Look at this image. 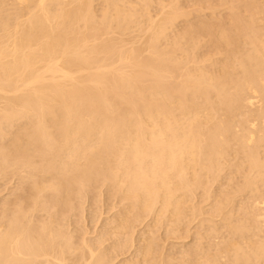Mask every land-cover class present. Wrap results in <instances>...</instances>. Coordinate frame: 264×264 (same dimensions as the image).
Returning a JSON list of instances; mask_svg holds the SVG:
<instances>
[{
  "label": "bare ground",
  "instance_id": "bare-ground-1",
  "mask_svg": "<svg viewBox=\"0 0 264 264\" xmlns=\"http://www.w3.org/2000/svg\"><path fill=\"white\" fill-rule=\"evenodd\" d=\"M95 1L96 0H0V124L4 123L3 125L6 126L7 124L5 123H14L13 119H15V117H23V119L25 118L24 121H26V118L28 120L27 123L25 122L24 126H22V123L24 121H22L21 118H18L21 120L19 121L21 123H18L19 125L15 126H19L20 128L21 126L25 127L23 128L24 130H19V133L15 132L14 128L13 130H11V128H5L4 126L0 125V127L2 128V131L0 132H2L3 135L4 133L7 134L6 136L2 135L4 137L3 139L0 133V137H2L0 139H2V141H5L6 137L9 136L8 131H11L9 132V134H13L12 131H14V134L12 136L13 138L15 137L14 139L10 138V141L7 138L8 140L6 141L8 142L5 141L4 144L8 143V146L4 150L0 151V166H3V168H6L7 166L9 167V170L11 166H14V168L11 169V174L10 172L8 173L7 168L6 170L5 168L4 170L3 168H0V172L1 170L3 172L7 171L8 174L13 175V171H15L16 174L17 170L14 169L18 167V170L22 169L24 170V172L26 171V175H28L29 178H34L30 179L31 181H33L32 183L29 182L30 185L25 180L27 179L28 181V177L25 179L22 177V180H18V184L20 183L19 181H22L21 183H23L24 180L25 184H27L25 186L24 183H20L21 186L23 187L24 185L25 187H28V194L27 192L25 193L26 199L24 198V200H22L23 206L26 205L27 207V204H33V207L30 206L31 210L29 212H32L33 208V210L35 209L34 211L36 212V214H38L37 211H39L40 206L39 208H37V211L34 206H36V202L39 201L38 199L41 198V193L39 192L43 193L47 191V189H50V191L52 192L53 201L55 202L54 205V203L51 201V192L47 191L48 193H50L49 201H51L52 206L51 203L49 205L52 207L51 209H54L53 207H56V205L58 208L60 202L64 204L66 202L67 204L69 200L68 196L71 194L70 192L75 193L72 194L73 196L70 195L72 197L70 201H75L74 204L78 203L80 207L83 203H79L80 201L78 199L77 200L79 202H76L77 200H75L74 198V195L76 196L78 194H76V191L78 192L80 190L79 192H81V189H83L84 187V193L81 192L82 194L88 193H85V189L87 188L88 189L86 191H89L90 188L94 189H91L92 192L95 191V188L96 191H98L99 188L104 185V183L109 182L110 187L112 185L111 189L109 188L110 191H112V189L114 188L111 196H116L119 193V200L122 201L123 198L127 201V203L129 202L131 204H129V206L133 209V212L130 207H128V205L127 207L129 208V210H131L132 214H135L138 209V212H140L141 210L144 211L145 209H149V212L147 211L148 213H145L146 210L142 212L145 213L143 214L144 216H147L149 215V213H151V210H155V206L159 203L161 204V206L163 205V208L165 207V209L160 207L162 210L159 208V211H161L155 212L161 214L165 210V213L163 214L166 215V209L169 210V208H171L172 211L176 206V202L179 201L178 199H181L179 198L180 196L182 197V195H185V198L188 197L186 198V200L183 199L186 202L189 198L192 199V197L188 195V192L192 193L191 191H193L194 186V189H196V186L200 185V187L198 186L193 193L196 194V191H202L200 189H203V185H205V183L202 185V179L203 182H209H207L205 185L207 187L210 186L208 187L209 189L207 187L204 189L205 192L209 193L211 186L213 185L214 187L213 182L216 181V177H223V180L227 179V181L218 179L219 182L223 181L222 191L226 190L223 188L227 185V189H233L230 185L233 183V181L237 183V179L240 182L245 181L244 183L247 184L246 188L250 189V193L246 192L248 194H245L247 201L251 198V202L254 200H258L255 203L256 206L253 205L255 209H257V206H259L260 204L264 206V202H262L264 201V199L262 200L261 198L264 195V190H262V188L264 189V184L262 183L264 180L260 182L261 179L259 178L260 181L257 182V177L260 175L259 171L260 173L262 171V174L264 172V158L260 156V150H257L259 146L264 143L263 0L260 1V3L258 2L259 0H198V2L200 1L199 4H201L202 2H209L210 4L207 3L206 5H208V8L212 9L213 12H216L217 9L219 11L223 10L219 9L217 6H224L226 8L225 11L228 10V12H226V15L224 14L225 17L221 16L223 14V11L221 14V11L219 12L217 10V14L220 13L221 15L219 14L220 17H216V13L214 12L213 14V12L211 10H208V8L206 10H202L199 8V12L202 11V13L211 11V13L213 14L212 16H214L213 19L215 20L213 21L212 19L209 20V22L206 21V18H204L205 20H197V18V21L195 19L192 20V16L189 15H191L193 11L190 13L191 9H188L189 11L185 10V7H182L183 4L181 5V0H168V2H164L161 0L164 3L158 2L161 3L159 4V6L155 4V2L159 0H102L104 3H102V1L101 3H99L100 5L102 4L101 9L102 6H104L102 11L99 10L96 5L97 1ZM153 1L154 4L159 8L163 6L161 7L162 10L158 8V10L162 12H155L158 14L154 13L155 17L154 15H151L153 13ZM186 1L184 0V2ZM215 1H219L221 4L219 5L216 3L217 6H215ZM198 2L196 4L195 2L192 3L197 6ZM94 4L98 9L95 8ZM206 5L204 4V8H206ZM193 7L190 8L196 11L198 10ZM95 9L98 12H96ZM196 11H194L195 15L198 12ZM149 12L150 15L147 14ZM97 13H101L99 14L100 16ZM146 14L148 17L146 16ZM159 14L162 16L160 17ZM158 15L159 19L157 18ZM203 15L201 14L200 16L202 17ZM200 16H198V19H200ZM212 16L209 17L212 18ZM185 18L188 21L187 26L186 20H184V23L181 24H185L186 27L178 23L181 19ZM189 18L192 21L188 20ZM177 23L181 28L183 27V29L175 33L176 30L180 29L176 27ZM175 27L177 29H174ZM171 28H173L175 31L173 29L171 30ZM172 31H174V34H170ZM205 37L208 38L206 39L209 42L206 44H208V47L210 45V47L209 50H207L208 48L205 46L207 50L205 51L207 52L205 53V55L207 56L202 54L203 58H200L201 56L198 57L195 53L200 51L199 47H201L203 44L199 45V42L203 40L202 43H204L206 40ZM163 40L166 42V47L164 46L165 44H163V46L161 45ZM196 44L199 45V51L196 49L193 50ZM13 123H11L10 125L12 126ZM11 126H9L8 124V127ZM49 126L53 128L54 131H52ZM3 127L9 130L6 131L5 129H3ZM19 127H15V130H18L16 128ZM9 142H11L12 145H10ZM4 144L0 146H3ZM9 145L11 147H9ZM229 155H238L239 159H242V162H240L241 160H239L240 164L238 163V165L241 166V170L238 171V175L243 172V168H245L247 165V167H249L252 172L254 170L258 171V175H256L257 177L252 178L254 176L253 174H257V172L252 173L248 168V170L244 171L243 173L247 172L248 174L249 171L251 173H249V177L246 173V175L242 173L244 177L240 175V178H232V180L231 176H235V173H237L234 171H231L234 174L230 173L229 175L228 173L227 175H223L222 173L226 171L229 172L231 169L234 170V168L237 167L236 162L238 160H233V163L235 162L234 164L236 165L234 167L231 161L234 156L230 157ZM227 157H229V160H231H227ZM230 162L231 166H229L230 164L228 165V163ZM243 162L247 163L244 167H242ZM225 165L226 167L229 166L230 170L226 167L225 168L227 170H225L223 168ZM197 168H199L201 171H198L199 174L197 173L196 175V171L194 170H196ZM222 169H224L225 171ZM18 170L16 175H18V173L22 171ZM236 170L238 169L236 168L235 171ZM104 171L106 173H104ZM24 172L22 174L20 172L19 174L23 175L25 174ZM53 172L58 176V178H55L56 175L53 174ZM200 172H202V175L206 173V176L204 175L206 179L202 178L204 176H201ZM207 172H211L214 177L211 175V173L210 175H208ZM216 172L219 173L217 174ZM191 173L194 174V178L192 177V175H190ZM213 173H215L216 176ZM3 174L5 175L6 172H4ZM58 174L60 175V178ZM21 175L18 176L21 178ZM26 175L23 176L25 177ZM37 175L40 176L37 177ZM47 175V183L45 181V185L43 181V185L41 183L42 180H40L39 178L43 179L42 177ZM52 175H54V177ZM221 175L223 176L221 177ZM51 176L52 179H49V177L51 178ZM208 176H211L213 178L210 177V180H208ZM225 176L228 177L226 178ZM245 176H247L248 178ZM263 176L262 178H264ZM105 178L107 181L108 179L110 181H100V179ZM214 178L215 181H213ZM242 178H244L245 180H242ZM35 179L40 180V183H38V180L36 181ZM253 179H257L256 183H261L260 185L263 186H256L257 191L259 190L260 192V190H262L261 192H263H260V199L259 197L256 198L257 196L255 197V195H260L256 190V192L253 191L252 197L251 195L249 197V194H252L251 188L255 189L253 187H255L256 185ZM53 180L55 182H53ZM96 180H98V182ZM230 180L232 181L230 182ZM51 181L53 182V184L51 183L52 185H49L48 183ZM94 181H96L94 184H100L102 182L103 185H99V188L98 185H96V187L93 188L92 186L94 184L92 185V183ZM211 181H213L211 183L212 185H209ZM226 182L230 184H227ZM235 182L232 184L236 186L234 187V189L237 188V192H245L246 184L243 185V182H238L239 185L242 184L244 186V188L243 186H241L242 189L240 188V190L238 189V187L240 186L238 184L235 185ZM224 183H226L227 185ZM89 185L91 187H88ZM106 185V189L109 190L107 188L109 185ZM220 186L221 185L219 183V190H217L216 188V190L218 191H216L217 198L220 196L218 200H220L222 197H224L225 199V196L223 195L225 191L220 192ZM19 187H13L15 190L18 189V191L16 192L14 190L15 194H17L22 189V187L20 189ZM25 187H23V190H25ZM186 187L192 188L191 191H187L188 194L185 193L183 189ZM114 190H116V195ZM176 191H178L177 193L183 191L184 194L180 193L181 195L176 198ZM214 191L215 187L213 188V192ZM227 191L229 192V190ZM219 192L223 193L222 196L218 195L220 194ZM12 193L10 194V197H12ZM45 193H43L44 196ZM193 193L190 195L193 196ZM210 193H205V195L207 196L204 195V197H209ZM227 193H225V195H227ZM229 193L227 197H229L230 194H233ZM240 193V196L238 195V193L236 195L241 198L242 193ZM43 194H41L42 197H44ZM202 194L203 193L199 194V196H202ZM18 195L16 198L18 199V201H20L19 198L22 199V196L20 195L21 197H18ZM46 195L48 196V194ZM81 195L79 197H81ZM82 196L84 198L86 197L84 195ZM113 196L112 198L114 199L115 197ZM213 196L207 199L209 200L216 197ZM83 197H81L82 199L79 198L81 199V202H83L84 200ZM194 197L195 196H193V198ZM204 197L203 199L206 200ZM9 198H7L6 200L8 201ZM13 198L11 199L13 200ZM109 198H111L110 195ZM43 199H45L46 201V198ZM191 199L190 202H193L195 198L192 200ZM227 199L231 201L230 197ZM6 200L3 201V204L4 202L6 203ZM12 200L8 202L9 204L12 203V206L15 207V209H18L16 210L18 211V213H16V211L14 213L13 211L15 209L13 208V210L11 206H7L6 208V206H3L2 204L4 210H2L1 212L3 214L6 213L10 208L13 211L11 212V210H9L10 216L8 213H6L9 216L7 217V219L9 218V220L6 219L7 222L5 221V223H8L7 226L6 224H4V220L6 218L5 214V218L1 215L4 220L0 216V226L2 223V226H4L3 229H1L2 227L0 228V264H110V262L114 261L115 257L119 255V253H123L124 251H121L120 249L123 248V243L126 244L125 241H127L129 238L128 237L127 240L124 241L125 236L124 239H122L123 242L118 241L120 243L118 244L122 248H120L119 245H115L116 242L115 244L113 243L115 247L112 245V249L116 252V254L118 252L117 255H112L113 252H110L112 251L111 247H106L108 251H105V248L103 250L110 253H106L108 254V259L107 256L106 258L104 257L103 250H101L102 252H100L102 253L101 255L99 254V256H96L98 255L99 251L97 252L96 250V253L93 249L91 250V248H93V244L90 246V249L88 248L89 246H87V244L89 245L91 244V242L87 241V244L85 243L87 246L86 247L82 242H85L86 239H82V241L80 240L81 242H77L78 240L74 238L75 234H71V232H68V235L70 233L73 237L70 238V235H67V238L66 235L63 234L64 231L62 232V230L60 229L63 227L57 225L59 222H56L57 224L55 226L54 221H49L50 224L53 222L55 229H57L56 227L58 226V231L61 230L60 233L56 232L52 228L54 226L51 225L50 227V225H44L45 220L50 219H45L46 216H44V220L41 219V214L45 211L46 208L45 206H48L50 208L48 204L46 205V202L43 203L45 204L44 211L42 208V211L40 210V213L42 212L40 214L41 217L39 216L35 219V216L32 213L28 212L30 217H32L31 215H33L34 218L32 217V219L36 220H33L32 222V219L29 218L30 222H28L25 221V217L24 221H22L23 219L21 220L20 218L19 205L22 203H17V201L12 202ZM25 200L28 203L24 204ZM183 200L181 201L183 202ZM221 200L223 203V198ZM260 200L262 203L260 202ZM56 201H58L59 203L57 202L56 204ZM121 201L119 202L120 205ZM126 201H122V204H124V202ZM213 201L211 202L212 205H214V202L217 203V201ZM224 201L229 202L228 200ZM15 202L18 206H14L16 205L13 204ZM182 202L180 204L181 206H183ZM190 202L188 201L187 204L189 203L190 205ZM242 202L241 204L244 205V202L248 203L249 201L246 202L244 200ZM70 203L65 205L67 207H70L72 205H69ZM234 203H236V201ZM252 203L254 204V202ZM252 203H250L251 206ZM64 204L59 205V207L65 206ZM74 204L73 210H75L76 208H78L77 211H79V209L81 210L82 207H76L78 205ZM238 204L240 205V202ZM38 205L39 204L37 203V206ZM185 205L184 209L189 210V205ZM197 205L196 203L195 205L194 203L191 204V206H193V209H197L196 215L194 214L195 210H193L192 208L190 209L194 211V213H192L194 214V217L199 216V214L201 216L202 213L198 214L199 211L203 212L202 209L200 210V206H198V211ZM221 205L223 206V204H220V206ZM229 205H231V203L226 204L228 208ZM235 205L237 204H234V206ZM250 205L248 204L247 206L250 207ZM177 206L179 205L177 204ZM220 206H218L219 211L217 210V218L219 216L221 217V214L219 215V212L221 213L223 212L222 210H224V207L221 206L223 208L221 209ZM67 207H65L64 209L55 208V210H52L50 213L58 214L62 211L69 212V210H66ZM185 207H188V209ZM212 207H210V209ZM215 207H217V205ZM242 207L244 206L239 207L240 209L238 208V213L239 211L241 212V210H243ZM254 207L252 209H254ZM49 208L48 210H46L47 213L44 212L47 215L50 214H48ZM134 208L138 209H136L135 211ZM178 208L179 207L175 209L178 210L179 213L178 211H176L177 213H174L180 215V208ZM246 208L247 207L245 205L244 209L247 210ZM5 209L7 210L6 212ZM182 209L181 215L184 211V209ZM232 209L234 211V208ZM255 209L252 210V215L255 214V212L253 213V211H257ZM21 210L24 211L23 209ZM58 210L60 211L58 212ZM70 210L71 213L73 210ZM22 211L21 213L23 214ZM169 211L167 213L170 214L171 212ZM74 212L75 211H73V213ZM119 212L120 211H117V214ZM121 212H124V214L126 213L125 215H127L128 210L126 212L121 210ZM155 212L153 211L152 214H154ZM204 212L203 215L205 214ZM246 212L247 214L249 213L248 211ZM11 213H14L15 216ZM70 213L66 214V212H64L62 213V215H66H58L59 217L56 214L53 218L57 216L56 218L62 220L63 217V222L64 218H66L65 216H71ZM142 213L140 212V215ZM214 213L215 211L211 213L209 212L210 215H215ZM231 213L229 214L231 215ZM51 214L48 217H51L52 219ZM137 214L138 213H136V215ZM186 214L187 213L185 211L183 215L187 216ZM229 214H227L226 217H230ZM23 215L26 216L27 214L25 215L24 213ZM29 215H27V217ZM76 215H78L77 212ZM136 215L135 217H139V215ZM171 215L172 214H170L169 216ZM183 215L182 217L184 219L185 217ZM210 215H208V218H211L210 220L216 217ZM128 216L129 215L124 216V218H126L123 220H126ZM161 216L160 218H166V216ZM190 216L192 217V215ZM10 217H13V219H10ZM135 217L134 215H132L130 219H134ZM179 217L180 216H178V219H180ZM228 217H224L223 219H228ZM237 217L238 216L236 213L235 218H233V220L235 219L234 221L236 222H234L236 225V228L234 229L237 230L239 228V231L240 226L237 227L238 224L236 221L239 218ZM38 218L43 220L44 226H40V223L42 222ZM117 218H119V216ZM139 218H141L139 219V221L141 222L144 217L142 216ZM160 218H154V220H152L154 222V225L157 222L156 220H159L158 222L162 221V219L160 220ZM165 218L163 219V221H165ZM170 218L171 217L167 218L168 222ZM197 218L199 217H196V219ZM247 218L248 215L245 216V219L241 220L244 221L247 220ZM38 220L39 223H37L38 225H36L34 221L37 222ZM54 220L57 221L58 219ZM61 220H58L60 221V224H62ZM115 220L117 219L114 218L110 223L113 224ZM123 220L121 219V221ZM174 220H177V218H174ZM182 220L177 221V224H175L176 221H173L171 222V224L173 225V227L174 224L175 227L176 225L179 227L178 224L181 223L180 221ZM210 220L208 219L207 222L209 221L210 223H212V221ZM254 220L255 224H253V221V223L249 225H257L255 229L259 227V230L261 225H263L264 227V207L263 209L260 208V210L257 211ZM117 221H115V223H117ZM225 221L222 222L225 223ZM24 222L26 224L33 223L35 225L32 224L33 226L31 225L30 228L29 224H23ZM127 222H129L128 224L130 225L131 222L128 221V219ZM127 222H121L122 224L118 223L120 226L117 227L120 229H122L124 226L127 227ZM220 222L221 220H219L218 222L216 221V223L214 224L218 225L217 223ZM134 223H136L135 219ZM204 223L205 222H203V224ZM243 223H245V221L241 223L244 227ZM214 224V230L213 227H211L210 235L208 236H211V234H214L216 231L219 232V230H215ZM222 224L220 223V227L222 226ZM241 224L239 223V225ZM113 225L114 227H116L115 224ZM131 225L134 224L132 223ZM35 226L36 228H39V230H37ZM62 226H64V224H62ZM224 226L225 225H223V227ZM242 226L241 228H243ZM113 228H110V231L108 230V228L107 231H109V233H111L112 230L115 231V228ZM52 229L55 232H53ZM120 229L117 230L123 231ZM130 230L131 228L127 230V232ZM212 230L215 232H213ZM248 230L244 232V235L250 232L252 229L250 231ZM125 231L123 233H125ZM173 231H175L174 228ZM222 231H220L221 235L224 236L225 232L228 231V229L226 231L224 229V235L222 234ZM242 231L241 234L243 233ZM257 231L258 230L254 232L252 231L253 234H255L254 236L253 234H250V236L252 235L253 238H256L257 236L258 239L259 234L256 235ZM261 231L264 230L261 228ZM261 231H259V233ZM220 232L218 233L219 235ZM239 232L238 235L239 237H241V234ZM64 233H66V230ZM103 233H105L104 235H108L106 231ZM115 233H117V231H115ZM120 233L122 232H119L118 235ZM204 233V235H202L203 237L206 235V232ZM232 233H235V230ZM236 234H233V237L236 236ZM112 235L115 236V234ZM120 235L123 236V234ZM263 235L264 233L261 236ZM122 236L120 237L123 238ZM203 237L201 240L206 241V236L204 237L205 239H203ZM215 237L217 236L215 235ZM215 237L213 238L215 239ZM218 237L216 239H218ZM225 237L226 236H224L223 238ZM237 237L235 238L238 242L240 238L238 239ZM242 237L244 238L245 236H243L242 234ZM72 238H74L73 240H77L74 242H77L79 244L81 243V247L84 246L83 248L86 247L88 249L85 248V250H83L79 248L78 245H75V243L72 242ZM121 238H119V240ZM146 238H144V241H142L143 243L141 244L144 247L140 245L142 249L149 248L146 243H144L146 241ZM263 238H261V240L259 238L260 241L259 243L257 242L258 246L256 245L254 239L251 240V237L249 239L251 240L250 242H247L248 239H246V242L248 243L246 248H248L249 251L251 250V252H255L253 250L256 249L258 251L257 253H264V241H262ZM142 239L143 238H141V240ZM208 239H210V237H208ZM229 239H231L232 241V238ZM197 240L199 242L201 241L200 239H196V242H193L194 245L197 243ZM241 240L243 241L244 239ZM241 240L237 245L234 241V243L229 246V249L233 248L236 250V252H240V250L236 249V246L241 244ZM203 242L204 241H201V243ZM213 242L214 241H212V243ZM218 242H221V239L218 240ZM218 242H216L217 246ZM226 242L228 243L229 240H227ZM243 242L242 244H247L245 243V240ZM201 243L199 246H201ZM223 243H220V245ZM116 246H119L118 248H120V251H118ZM189 246L191 247V244ZM215 246L213 247L215 248V251L212 248L214 253L217 252L216 249L221 250L219 249V246L217 248ZM183 247L180 252L182 254L184 253L185 255V253H188L186 251L189 250L190 254V251L195 250L198 247V244H196V248L193 249H188L187 247L185 250ZM206 247L204 245L203 248L202 246L200 247L202 248V250L205 249V251H201V249L199 251L197 249L199 254L201 252H204L202 254L206 258H203V255L201 254L202 256L200 257L202 258H199L200 260L204 259L206 261H209L210 259L207 258L208 255H206V257L205 254L206 250L208 252V250L212 251V249L209 248L210 245H208L209 249H207ZM221 247L222 246H220V248ZM240 247L241 246L237 248L240 249ZM233 249L229 252H233ZM144 250H146V252ZM148 250H155L153 249V244L149 249H143V252H145V254L143 252H140L136 253V255L138 254L137 256H140L142 255L141 253H143L144 256H147V254L149 253V256L156 257L153 255L154 252H151L152 255H150L151 253ZM222 250L219 252H222ZM211 251L210 253H212ZM247 252L244 251V253ZM196 253L197 252H195V254ZM222 253H219L220 255L218 256V258L222 255ZM244 253L242 247V256L239 255L240 253H237V255L243 258ZM111 255L114 256V259L111 257ZM172 255L167 257L162 255L161 258L163 259V262L166 258V262L170 264L171 261H174L175 259H172ZM179 255L180 254L178 251V257L176 256L177 259H179ZM184 255L183 257H185ZM186 255L187 257L191 256V254ZM196 255L199 256L198 254ZM144 256H140V258L143 257L141 259H145L146 256ZM197 256H195V261L193 259L194 256H191V258L193 259L191 260L196 264L198 263L196 262V260H198ZM215 256L213 257V259L216 258ZM247 256L246 258L244 257L245 263L242 259L239 260L238 256H235L236 258H234V262H236L237 264L243 261L242 263L246 264L248 263L250 257L254 258L253 255L249 256L248 258ZM109 257H111L112 259H110ZM151 257H148L149 260ZM227 257L232 260L233 256L230 257L228 255L225 258ZM138 258L139 257H137L136 260ZM169 258H171L172 260L170 259L171 261H168ZM157 259L156 262L158 264L159 261ZM162 259L160 260L162 261ZM180 259L183 258L180 257ZM184 259L186 261L190 260L189 258L186 259V257ZM230 259L227 260L229 261ZM252 259L250 258V261ZM263 259L264 258H262V263L264 261ZM132 260L134 261L132 262ZM132 260H126V264H133L136 261L135 259ZM140 260L138 259L139 262H136L138 264L147 262L144 261L143 263H141ZM151 260H153V258ZM255 260H253V262L255 263H253L252 261H249V263L259 264V261L257 262V260ZM161 261L159 263H161ZM183 261L184 260L179 261V264H182ZM203 261L201 260V263L199 262L198 264H202ZM228 261L224 262V264H227ZM154 262L155 260L152 261V264H154ZM166 262L164 263L167 264ZM190 262L188 264H190ZM205 262L203 264H205ZM231 262L229 263L235 264L234 262ZM172 263L174 264L175 262ZM176 263L178 264V262ZM111 264H113V262H111ZM149 264H151V262ZM215 264L218 263L216 262ZM221 264H223V262Z\"/></svg>",
  "mask_w": 264,
  "mask_h": 264
},
{
  "label": "rangeland",
  "instance_id": "rangeland-1",
  "mask_svg": "<svg viewBox=\"0 0 264 264\" xmlns=\"http://www.w3.org/2000/svg\"><path fill=\"white\" fill-rule=\"evenodd\" d=\"M96 1H97V2H96ZM96 1H95V2H96L97 4H96V3H95V4H96L97 7L99 8V10L102 11V9H103L104 6H102V9H101V5H102V4H101V5L99 4V3H101L102 0H100V1H99V0H96ZM155 1H156V0H155ZM162 1H164V2L167 1V2H168V0H162ZM162 1H161V0L156 1L155 4H157V5L159 6V4L164 3V2H162ZM185 1H186V0H185ZM191 1H192V0H187L186 2H184V0H181L180 2H182L181 5L183 4L182 7H185V8H184L185 10L189 11L188 9H191L190 13L193 11L192 14L189 15V16H192V17H191L192 20H193V19L196 20V18H197V20H202V19L206 18V19H207L206 21L209 22V20H212V19L214 18V16H212V15L214 14L215 11L213 12L212 9L208 8V5H206L207 3L210 4L209 2H207V3L202 2L201 4H199L200 1L198 2V0H193L192 2H195V4L198 2V5L196 6V5H194ZM196 1H197V2H196ZM260 1H262V0H259L258 2L260 3ZM158 2H161V3H158ZM188 2H189V4H190V2H191V4L189 5ZM263 2H264V0H263ZM263 2H262V3H263ZM102 3H104V2L102 1ZM184 3H186V4H184ZM203 3L206 5V6H205L206 8H204V4H203ZM216 3L219 4V5L221 4L219 1H218V2L215 1L214 4H216ZM95 4H94V6H95V8H96V5H95ZM98 4H99V5H98ZM152 4H154V1L152 2ZM152 4H151V6H152ZM155 4H154L153 7H152L153 9H154V8H155V9H154V10L152 9V12H153V13L151 14L152 16L154 15V17H155V14H158V13H155V12H159V11H160V10H158L159 7H158L157 5H155ZM192 4L194 5L195 9H198V10H197L198 12H197L196 10L190 8V7H193ZM202 4H203V6H202ZM217 4H216L215 6H217ZM263 4H264V3H263ZM162 5H164V4H162ZM200 5H201L202 8L200 7ZM186 6H189V7H186ZM156 7H157V8H156ZM161 7H163V6H161ZM161 7H160L159 9L162 10ZM194 7H193V8H194ZM196 7H198V8H196ZM217 7H218L219 9H223V10H220L221 12H220L218 9H217V10H218L221 14H222V11H223V14H222V15H221L220 13H219V14H220L221 16L225 17L224 14L226 15V12H228V10L225 11L226 8H225L224 6H223V7H222V6H221V7L217 6ZM98 8H96V9H98ZM186 8H187V9H186ZM199 8L202 9V10H204V9L206 10V9L208 8V10H211V11L213 12V14L211 13V11H207V13L203 11L205 14L202 13V11L199 12V10H200ZM96 9H95V10H96ZM156 9H157V10H156ZM150 10H151V7H150ZM217 10H216V12H215V13H216V17H220V15L217 14V13H218ZM101 11H99V12H101ZM194 11H196V12L199 13L200 15H201V14H202V15L204 14V15L202 16L203 18H202L199 14H197V13H196V15H197V16H196ZM224 11H225V12H224ZM96 12H98V11L96 10ZM160 12H162V11H160ZM160 12H159V13H160ZM154 13H155V14H154ZM208 13H209V14H208ZM97 14H98V13H97ZM99 14H101V13H99ZM99 14H98V15H99ZM147 14L150 15V12L147 13ZM147 14H146V16H147ZM161 14H162V13H161ZM193 14H194V15H193ZM206 14H207L208 17H209V16H212V18L209 17V19H208V17L206 16ZM210 14H211V15H210ZM159 15H160V14H159ZM159 15L157 16L158 19H159ZM217 15H218V16H217ZM99 16H100V15H99ZM161 16H162V15H160V17H161ZM193 16H194L195 18H194ZM198 16H200V19H198ZM147 17H148V16H147ZM186 18H187V17H186ZM186 18H185V19H181L180 22H178V23H180V25H182L181 23H184V20L187 21ZM191 19L189 18L188 20L192 21ZM197 20H196V21H197ZM204 20H205V19H204ZM214 20H215V19H213V21H214ZM193 22H195V21H193ZM178 23H177V26H176V27H177L178 29L180 28L179 30H176V31H175L174 29H177L176 27H175L174 29L171 28V30L173 29V30L175 31V33H176L177 31H181V30L183 29V27L181 28L180 25H178ZM187 23H188V21L186 22V26H187ZM195 23H197V22H195ZM182 26H185V24H183ZM186 26H185V27H186ZM185 27H184V28H185ZM174 31H172L173 33L171 32L170 34H174ZM135 33H136V32H135ZM172 36H173V35H172ZM206 38H207V37H205V39H206ZM207 39H208V38H207ZM207 39L205 40L204 43H202L203 40H202L201 42H199V45L203 44V45L201 46V47H203V48L199 47V50H200V51L198 50V46H199L198 44H196L195 48H193V50L196 49V50H198V51L200 52V54H199V52H196V53H195V54H197L196 56H198V57L201 56L200 58H203V57H202V54L205 55V53H207V52H205V51L209 50L210 45H209V47L207 46L208 44H206V43L209 42ZM163 44H165V45H164L165 47L167 46V45H166V42H165L164 40H163V42L161 43V45L163 46ZM204 44H206V45H204ZM205 46L208 48L207 50H206ZM165 47H164V48H165ZM204 49H205V50H204ZM196 50H195V51H196ZM203 51H204V52H203ZM201 52H203V53H201ZM205 56H207V55H205ZM214 57H215V56H214ZM217 57H218V56H217ZM199 62H200V60H199ZM220 65H221V64H220ZM18 118H21V117H18ZM18 118L15 117V119H13L14 123H16V124H14L13 122H11V123H13L12 126L10 125L11 123H5V124H7L6 126L3 125L4 123H2V124H0V125L4 126L5 128H9V129L11 128V130H13V128H14V131L17 132V133H19V132H20L19 130H22L23 128H25V127H22V126H24V123H25V122L27 123L28 120H27V118H26V121H24L25 118L23 119V117H22L21 120L24 121V122L22 123L23 125L21 124L22 126L20 125V126H21V128H20L19 126H15V125H19V124L21 123V122H19V121H21V120L18 119ZM18 123H19V124H18ZM8 124H9V126H11V127H8ZM4 127H3V129H5ZM15 127H19L20 129H19V128H16V129H18V130H15ZM49 128L52 129V131H54L53 128H51L50 126H49ZM1 129H2V128L0 127V131H2ZM9 129H8V130H9ZM5 130L8 131L7 129H5ZM23 130H24V129H23ZM3 131H4V130H3ZM14 131H12L13 134H14ZM9 132H11V131H8V135H9V136L6 137L5 141L8 140V139H9V141H10V140H11L10 138H12V139L15 138V137L13 138V136H12L13 134L10 133V134H11V135H10ZM0 133H1V136H2L3 133H2V132H0ZM6 133H7V132H6ZM17 133H15V134H17ZM53 134H54V133H53ZM6 135H7V134L4 133L3 136H6ZM3 136H2V137H3ZM10 136H12V137H10ZM14 136H15V135H14ZM2 137H0V138H2ZM7 138H8V139H7ZM3 139H4V137H3ZM5 141H4V140L2 141V139H0V143H1L0 145L4 144ZM6 142H8V141H6ZM9 143H10V145H12L11 142H9ZM263 144H264V143H262V144L259 146V148L257 149L258 151L260 150V151H259V154H260V156H261L262 158H264V145H263ZM10 145H9V147H11ZM262 145H263V146H262ZM7 146H8V143H7V144L5 143L3 146H0V151L4 150ZM9 147H8V148H9ZM2 148H3V149H2ZM229 156L232 157V156H234V155H229ZM227 158H228L227 160H229V157H227ZM233 158H235V159H233ZM233 158H232V160L230 159V160L232 161V165H234V167L237 165L236 168H237L238 170L235 171L236 168H234L233 166H232V167L234 168V170H232V169L230 170V169H229V166H231V162H230V163H228V165L230 164L228 167H226V165L223 167L225 170H227L226 168H228L230 171H229V172L226 171V172H227V173H226V172H224L225 170L222 169V170H224V171H223L224 173H222V172H220V173H222L223 175H227V174L229 173V175H230V173H231V174H234V173L231 172V171H234V172H237V173H235V176L232 175L233 177L231 176V179H232V178H233V179L240 178V177H241L240 175H242V177H244L243 174L246 175L247 172H245L246 174L243 173V172L246 171V170H248V169H250V168L247 167V165H246L247 163L243 162V163H245V164L242 163V167H244L245 165H246V167L243 168V169H244L243 172L241 171L243 174L239 172L240 175H238V171L241 170V169H240L241 166L238 165V163L240 164V162H242V159H239V156H238V155H237V156H234ZM237 158H238V159H237ZM240 158H241V157H240ZM65 159H66V158H65ZM65 159H63V160H65ZM230 160H229V161H230ZM233 160H238V161L236 162V165L234 164L235 162L233 163ZM239 160H241V161L239 162ZM0 165H1V164H0ZM238 166H239V167H238ZM225 167H226V168H225ZM0 168H3V166H2V167L0 166ZM4 168H5V167H4ZM4 168H3V170H4ZM6 168L8 169L9 167L6 166ZM6 168H5V170H6ZM12 168H14V166H13V167L11 166L10 170H9V169L7 170L8 173L10 172V174H11V172H12L11 169H12ZM230 168H231V167H230ZM247 168H248V169H247ZM16 169L18 170L19 168L16 167L14 170H16ZM197 169H198V170H197ZM197 169L194 170V171H196V173H195L196 175H197V173L199 174L198 171H201L199 168H197ZM17 170H16V174H17ZM20 170H22V169H20ZM20 170H18V171H20ZM7 171H4V172H6L5 175L3 174L4 172H3L2 170H1V172H0V174H2V175H0V216H1V215L4 216V214H5V216H6V218H5V216H4L5 220H4V218H3L2 216H1V217L3 218V220H4V224H6V226H7L8 223H5V221H6L7 217L10 216V214H9L10 211H9V210H11V208L8 209V211L5 209V212L7 211L6 213L9 214V216H8L6 213L3 214V213L1 212L2 210H4V207H3V206L5 205L6 208H7V206H9V207L11 206L12 209H13V208L15 209V207L12 206V203L9 204L8 201L12 200L11 198L15 197V198H13L12 202H13V201H17V203H19V202L22 203V202H23L22 200H24V198H25V193L28 191V187H25L27 183L25 184V181H24V180H23V183H24L25 186L23 185V187H25V190H23V187L21 186V184H23V183H21L22 181H19V182L21 183V184L19 183V184H20V187H19V184H18V180H22V177H23L24 179L28 177V175H26V171L24 172V170H22V171L25 173V174H23V175H26L25 177H24L23 175H21V174L23 173L22 171H20L21 174H19L20 172L18 173L19 176L21 175V178H20L18 175L15 174V171H13V173L15 174V176H14L13 173H12L13 175L8 174ZM55 171H56V170H55ZM55 171H54V172H55ZM105 171H106V170H105ZM105 171H104V173L107 172V171H106V172H105ZM194 171H192V172H194ZM220 171H221V170H220ZM249 171L252 172L251 169H250ZM249 171H248V174H247L248 177L250 176V175H249V173H250ZM54 172H53V174H55V173L58 172V171H56L55 173H54ZM203 172H204V171H203ZM253 172H257V174L254 173V174H253L254 176H253V177L251 176V177H252V178H256V177H257L256 175H258V171H255V170H254ZM253 172H252V173H253ZM51 173H52V172H51ZM58 173H59V172H58ZM210 173H211V172H210ZM210 173L207 172L208 175H210ZM216 173H217V172H216ZM218 173H219V172H218ZM218 173H217V174H218ZM7 174H8V175H7ZM200 174H201V176H204L206 173H205L204 175H202V172H200ZM213 174L215 175V173H213ZM250 174H251V173H250ZM259 174H260L259 176H261V177H259V176L257 177V179H258L257 182L260 181L259 178L261 179L260 182H262V181L264 180V178H262V176L264 175V172H263V174H262V171H261V173H260V171H259ZM261 174H262V175H261ZM40 175H41V174H40ZM40 175H37V177L40 176ZM49 175H50V174H49ZM55 175H56V174H55ZM58 175H59V174H58ZM190 175H192V177L194 178V176H193L194 174H193V173H191ZM190 175H189V177H190ZM211 175H212V173H211ZM223 175H221V177H222ZM229 175H228V176H229ZM3 176H4V177H3ZM10 176H11V177H10ZM13 176H14V177H13ZM52 176L54 177V175H52ZM52 176H51V178L49 177V179H52ZM56 176H57V175H56ZM56 176H55V178H58V176H57V177H56ZM205 176H206V175H205ZM205 176L202 177V178H205ZM212 176H213V175H212ZM215 176H216V175H215ZM217 176H218V175H217ZM219 176H220V175H219ZM228 176H227V177H228ZM239 176H240V177H239ZM247 176H245V177H247ZM1 177H2V178H1ZM5 177H6L7 179H6ZM35 177H36V176H35ZM37 177H36V178H37ZM195 177H196V176H195ZM210 177H211V176H208L207 179L210 180V179H209ZM213 177H214V176H213ZM213 177H211V178H213ZM225 177H226V176H225ZM227 177H226V178H227ZM234 177H235V178H234ZM248 177H247V178H248ZM263 177H264V176H263ZM3 178H4L5 180H4ZM9 178H10V179H9ZM19 178H20V179H19ZM28 178H29V177H28ZM31 178H32V177H30L28 181H27V179H25L26 182H28V184H29V182H31V183L33 182V181L30 180ZM42 178H43V179L39 178L40 180H42L41 183H42L43 181H44V183H45L46 178L48 179V175H47V176H43ZM59 178H60V175H59ZM216 178H217L216 181H215V178L213 179V181H215L216 183L213 182V181H211L210 184H209V185H212L211 183H212V182L214 183L215 191L213 192V188H214V187H213V185H212V186H211V189H212V190H211V189L209 190V193L211 192V193H210V196L208 195L209 197H207V198H210L211 196H213V194H214L213 197L216 196V194H217L216 191L219 190V187H218V186H219V183H220V185H221V186H220V192H221V191H222V184H223V181H225V180L227 181V179H224V180H223V177H222V178H218V177H216ZM252 178H251V179H252ZM32 179H34V178H32ZM205 179H206V178H205ZM205 179H204V180H205ZM218 179L223 180V181H221L222 183L219 182ZM233 179H232V180H233ZM257 179H255V180L253 179V180L255 181V184H256V185L254 184L255 187H253V188H255V189H252V188H251V190H252L251 193H252V194H249V197H250V195H251V197H252V195H253V191H255V190L257 191V189H256L257 187H256V186H258V185H259L258 187L261 186V185H260L261 183H260V184H259V183H256V180H257ZM35 180H36V179H35ZM37 180H38V179H37ZM37 180H36V181H37ZM40 180H38L37 182L40 183ZM54 180H56V179H54ZM54 180H53V182H55ZM98 180H99V179H98ZM98 180H96V181L98 182ZM101 180H102V181H103V180H104V181H107L106 178H105V179H100V181H101ZM232 180H230V182H231ZM239 180H240V179H239ZM242 180H245V179L242 178ZM242 180H241V181H242ZM49 181H50V180H49ZM96 181H94V182L92 183V185H93ZM108 181H110V180L108 179ZM108 181H107V182H108ZM53 182L51 181V182H49L48 184H49V185H52ZM207 182H208V181H207ZM207 182H205V181L203 182V179H202V185H203L204 183H205V185H206ZM217 182H218V183H217ZM228 182H229V180H228ZM234 182H235V181H233V183H234ZM238 182H240V181H238V179H237V183L235 182V185H236V184L239 185ZM242 182H243V185L246 184V183H244L245 181H242ZM242 182H240V183H242ZM44 183H42V184L44 185ZM46 183H47V181H46ZM46 183H45V185H46ZM51 183H52V184H51ZM99 183H100V182H99ZM103 183H104V182H103ZM208 183H209V182H208ZM226 183H227V182H226ZM226 183H224V184H226ZM233 183H232V184H233ZM262 183L264 184V181H263ZM48 184H47V185H48ZM101 184H102V182H101L100 184H94L92 187L95 188L96 185H98V188H99V185L101 186ZM106 184L109 185V182H108V183H104V185L102 184L104 187L102 186L101 188H99V190H98V188H97V190H98L99 192L96 191V188H95V191H93L94 194H93V192H92V190H94V189L90 188L89 191H91V192L86 191L88 188L85 189V193L88 192L89 195H88V193H86L87 195L81 193V192L84 193L83 189H84L85 187H84L83 189H81V190H82L81 192H79L80 190H79L78 192L75 190V191H76V194L78 193L77 195H79V194L81 195V194H82V195L86 196V197L84 198V197L81 195V197L84 198L83 202H81V199H82V198L79 197L80 195H79V196L76 195L77 198H76V196L74 195L75 200L78 199V200L80 201V202H79V201L77 200L76 202L83 203L82 206H80V207H82V208H81V210L79 209V211H77L78 208H76L75 210H73V209H74L73 204H74L75 201H74V200H73L74 202H72V200L70 201V199H72V197H71L70 195H72L74 192H70L71 194L68 196V199H69V200H68V202H67V204L70 203V202H72V203L69 204V205L72 204V205H71L72 207H71V206H70V207H67V206H66V205H67L66 202H65L66 205H65L64 203L60 202L59 205L64 204L65 206H60V207H59V205H58V208H57V205H56V207L54 206V205H55V202L53 201V196H52V192L50 191V189H47V191H50L51 194L48 193L47 191H45L46 193L43 192V193H45V196H47L46 194H48V196H47L48 199H47V197L44 196V194H43L42 192H39V193L43 194L44 197H42V195L40 194V197H41V198H39V199H38L39 201L37 200L38 202H36V206H37V203H38L39 205H38L37 207L34 206V207L36 208V211H37V208H39V206H40L39 211H37L38 214H36V212L34 211L35 209L33 210V208H32V212H29V211L31 210V209H30V206H32L33 204H31V205H30V204H27V207H26V205L23 206V203H22V204H20V205H22L23 207L19 205V214H20V218H21V220L23 219L22 221H24V217H25V221L30 222V221H29V218L32 219V217H33V215H34V216H35V219H36V218L39 217L40 214L42 213V212L40 213L41 208H42L43 211H44V206H45V204H43V203H45V202H46V205H47V204L49 205V204L51 203V201L54 203V205H53V206H54V207H53L54 209H51V208H52V207H51V206H52V203H51V206L49 205L50 208H49L48 206H45L47 209L45 208V211H44V212L47 213L46 210H48V208H49L48 214H49L52 210H55V208H57V209H59V208H63V209H64L65 207L70 208V209H72V210L75 211V212L73 213V211H72V212L70 213L71 210L66 208V210H69V212H67V211H64V212H66V214H69V213H70L71 216H70V215L65 216L66 218H67V217H68V218H67V219L64 218V221H63V222H62L63 217H62V220L59 219V218H56L58 215H61V216L66 215V214L62 215V213H64V212L62 211V209H61L62 212H60L61 214H60V213H58V214L56 213L57 216H55V218H53L54 215H56L55 213H52V214L50 213V214L52 215V219H51V217H48L50 214L47 215V214H45L44 212L41 214L42 217H41V216H40V217H41V219H43V220H44V216H46L45 219H49V218H50L49 220H45L46 224H45V222H44V225H50V227H51V225L54 226L53 222H52L51 224L49 223L50 220H52V221L55 222V226H56V224L59 222L57 225H59L60 227H63V228H64V229H63V228H60V229L62 230V232H63V231L65 232V230H66V233H67V234L64 233V232H63V234H65L67 238H68L69 235H70V236H69L70 238L73 237V236H71V234L74 233V234H75V235H74V238L77 239L78 241H77V240H73L74 238H72V239H71V240H73L72 242H74V241L79 242L80 240L82 241V239H83V240L86 239L85 242L82 241V242L84 243V244L82 243L84 246H86V244H87L86 242H87V241H88V242H91V244H89V245L87 244V246H89L88 248L90 249V246L93 244V245H92L93 248H91V250L93 249L95 252H96V250H97V252L99 251V252H98V255L95 254L96 256H99V254L101 255L102 253H100V252H102L101 250H103L104 248H105L104 250L106 251V250H107L106 247H111V249H112L113 246L115 247V245H119L120 243H119L118 241H122V242H123L122 239H124V236H125L124 241L127 240V238L129 237L128 240L125 241L126 244L123 243V245H122L123 248H125V249H123L120 245H119V246H120V248H122V249L118 248L119 246H116L117 249H118V251H120V250H121V251L124 250L123 253H119V255H117L118 252H117V254H116V252H115L113 249H112V251H110V252H113V254L111 253L112 255H114V254L117 255V256L115 257V259H114V256H115V255H114V256L111 255V257L114 259V261H111V262H113V264H119V263H120V264H124V262H125V264H126V262L129 261L130 259H131V260H132V259H135V260H136L137 257H139L138 259L140 260L141 258H143V257L140 258V256H144V254H145V252H146V250H144L145 252H143V249H149L150 246H151L152 244H153V249H155V250H154V251H152V250H151V251L148 250V251H150V253H151V252H152V253L154 252L153 255L156 256V257H153V256L151 257V256H149V253H148L147 256L145 255V256L147 257V259H146V257L144 256L145 259H141V260H142V261L140 260L141 263H143L144 261H147V262H144V263H143V264H146V263H148V261H149V263L151 262V264H152V261L155 260V262H156V259H157V258H158L157 260L160 262V261H161L160 259H162V258H161L162 255H164L165 257H167V256H171L172 254H174V255H172L173 258H172V257H171V258H172V259L175 258V259H174V261H171L172 259L169 258L168 261H171V263H172V262H175V263L178 262V264H179V263H180L179 261L184 260L183 263L185 262L184 264H186V263L188 264V263H189L190 261H192L193 259H194V261H195V256H197L196 254L199 255V256H197V257H198V258H197L198 260H196V262H198V263L200 262V263H201V260L203 261L204 259H201V260H200L199 258H202V257H200V256H202V255H203L202 253H204V252H201V253L199 254L198 251H197V249H198L199 251H200V249H201V251H205V249L202 250L203 245H204L205 247H206V245H207V247H206L207 249H209V248L212 249L215 245H216L215 247L217 248V247L220 245V243H223V242H224V243L220 245V246H222V247L220 248V246H219V249H221V250L223 249L222 252H223V251H224V252H223V253H222V252H219V251H221V250L216 249L218 253H217V252L214 253L215 248H213L214 251H213V249H212V251H211V250H208V252H209V254H208V252H207V250H206V254H205V256L208 255V257H207V256H206V257H207V258H210V259H209V261H208V260H207V261L204 260L203 263L206 261L205 264H210V263H211V264H215L216 262H217L218 264H221V263L223 262V264H224V262L228 261L227 259H230V258H228V257L225 258V257L228 256V255H229L230 257L233 256V257H232V260H233V261L230 259V260L228 261V263L231 262V261L234 262V258H236L237 256L239 257V258H238L239 260L242 259V260L244 261V263H245L244 257L246 258V256L248 255V253H249V255L247 256V258H248L249 256H252V255H253L254 258L257 260V262L259 261V264H260V261H261V264L264 263V261H263V263H262V258H264V253H261V252L257 253L258 251H257L256 249L253 250V251H255V252H251V250L249 251L248 248H246V246L248 245L247 242H250V241L253 240V239H254L256 245L258 246L259 241H260L261 238H263V236H264V235L261 236V235L264 233V231H261V228L264 230L263 225L260 226V230L258 229L259 227H257V229H255V227H256L257 225H256V226L252 225L254 228H253L251 225H249V224L253 223V221H254L253 224H255V220H254V219H255V215H256L257 211L260 210V208L263 209L264 206L260 204L259 206H257L258 208L256 207L257 209H255V207H254L253 205H255V203H256L258 200L256 201V200L253 199L254 201H252V202H254V204L250 201L252 198H251L250 200H248L249 202L247 201L245 194L247 195L248 193H250V192H249L250 189L246 188V187H247V184L245 185V189H246L245 192H244V191H243V192L240 191V190L242 189L241 186H243L242 184L239 185L240 187H238V185H237L238 189L241 188V189L238 190V191H240V192L242 193V195H241L242 197H241V198H242L243 200L239 197V196H240V195H239L240 192H237V191H236L237 188L234 189V187H236V186H234V185L231 184L230 186H231V188H233V189H230V188H229L230 186L228 187L229 189H227V186H228L227 184H230V183H227V184H226L227 186H224V185H223V186H224L223 189H226V190H223V191H225V193L228 192L227 190H229L230 193H233V194L231 195V194L228 192V193L231 195V196L229 195V197H230V199H231V201H229V199H227V198H229V197H227V196H228V193H227V195H225V193L223 194V193H220V192H219L220 194H218V195H221V196H222V194H223V195L225 196V199H224V197H222V198H223V203H222V200H221L222 198L220 199V200H221V203H220V200H218V198H220V196H219L218 198H217V196H216L215 198L212 197V198L214 199V201H217V203L214 202L213 199H209V200H208L207 198H205V197H204L205 193L209 194L208 192H205V191H204V189L207 187V186H205V185H203V186H204L203 189H200V190H202V191H196V194L193 193V192L197 189L198 186L200 187V185L196 186V189H194V187H195V186H194V187H193V191H191L192 188H190V187H189L190 189H189L188 187L183 188L184 191H185V193H187L188 190L191 191V192L193 193V196H195V197H194L195 199L193 198L192 195H190V194H192V193L188 192L189 194H188V193H187V194H188L190 197H192V199H194L193 202H190V199H191V198L188 199V201L190 202V205H189V203L187 204L188 201L186 202V201L183 200V199L186 200V198H188V197L185 198V197H184L185 195H182V197L180 196L182 193L184 194V192L182 191V192L177 193L178 191H176V195H177L176 198H178L179 196H180L179 198H181V199H178V200L180 201V203H179V201H177L178 203L176 202V204H175V205H176L175 208H177V207L180 208V209L178 208V209L180 210V215H179V214H178V215L175 214V213H177L176 211H178V210H176L175 208H174L172 211H171V208H169L170 211H169L168 209H166V215H164V214H163V213H165V210H164V211L161 213V214H162V216H161L160 213H156V212H157V211L160 212V211L162 210L160 207L163 208V205L161 206V204L158 203V204L155 206V210L153 209L154 212L156 211L154 214H152L153 211L151 210V213H149V215L146 214L147 216H144L143 214H145L149 209H148V210L145 209V210H146V211L144 210L145 213H142V212H144V211H142V210L140 211V212L142 213L141 215L144 217V218L141 220V222L139 221V219H141V218H139V217H142V216L140 215V212H138L139 209L136 208V209H138V210L136 211V209L134 208L135 211H136V213H138L137 215H139V217L136 215L135 212H134L135 214H132V213H131V210H132V212H133V209L129 206L130 203H129V202L127 203L126 200H124L122 197H120V198H122V201H126V202H124V204H122V201L119 200V193L117 194V193H116V190H114V191H115V195H116V194H117V195H116V196H113V195H112L113 197H115V198L113 199L112 196H111V193H113V189H114V188L112 189V191H110L112 185H111V187H110V185H109L107 188H108V189L110 188V189L107 190L106 187H105ZM110 184H111V183H110ZM215 184H216L217 186H216ZM263 184H262V185H263ZM29 185H30V184H29ZM54 185H55V184H54ZM54 185H53V186H54ZM16 186H18L19 189L22 187L21 190H23V191H25V192H23V191L20 190L19 192H21V193L18 192L17 194H15V192L18 191V189H16V190L14 189V188H18V187H16ZM106 186H107V185H106ZM13 187H14V188H13ZM86 187H87V186H86ZM88 187H91V186L89 185ZM208 187H210V186H208ZM208 187H207V188H208ZM212 187H213V188H212ZM261 187H263V186H261ZM216 188H217V190H216ZM243 188H244V186H243ZM51 189H52V188H51ZM53 189H54V188H53ZM91 189H92V190H91ZM179 189H181V188H179ZM183 189H182V190H183ZM186 189H187V190H186ZM208 189H209V188H208ZM208 189H207V190H208ZM14 190H15V192H14ZM177 190H178V189H177ZM207 190H206V191H207ZM230 190H231V191H230ZM243 190H244V189H243ZM262 190H264V189L262 188ZM262 190H260V192H261ZM12 191H13V193H14L16 196L12 193ZM53 191H55V190H53ZM73 191H74V190H73ZM109 191H110V192H109ZM179 191H180V190H179ZM223 191H222V192H223ZM256 191H255V192H256ZM10 192L12 193V197H10V194H11ZM22 192H23V194H24V197H23ZM108 192H109V193H108ZM197 192H198L199 194L203 193L202 196H203L206 200H204L203 197H202L201 195L199 196V194H198ZM200 192H201V193H200ZM204 192H205V193H204ZM217 192H218V191H217ZM246 192H248V193H246ZM255 192H254V193H255ZM257 192H258L260 195H259V196H258V195H255V197L257 196L256 198L259 197V199H260L261 193H263V192L260 193L259 190H258ZM9 193H10V194H9ZM39 193H38V194H39ZM97 193H98V194H97ZM180 193H181V194H180ZM212 193H213V194H212ZM237 193H238L239 196L236 195ZM241 193H240V194H241ZM243 193H244V195H243ZM258 193H256V194H258ZM18 194H19V195H18ZM21 194H22V195H21ZM27 194H28V192H27ZM49 194H50L51 197H52V198H51V201H49V200H50ZM53 194H54V193H53ZM74 194H75V193H74ZM108 194L110 195L111 198H109V195H108ZM187 194H186V195H187ZM197 194H198V195H197ZM13 195H14V196H13ZM17 195H18V197H21V196H22V199L19 198L20 201H18V199L16 198ZM20 195H21V196H20ZM90 195H91V196H90ZM92 195H93V196H92ZM188 195H187V196H188ZM262 195H263V194H262ZM26 196H27V195H26ZM72 196H73V195H72ZM117 196H118V197H117ZM196 196H197V197H196ZM198 196H199V197H198ZM205 196H207V195H205ZM236 196H237L239 199H238ZM244 196H245V197H244ZM263 196H264V195H263ZM263 196L261 197L262 200L264 199ZM9 197H10V198H9ZM70 197H71V198H70ZM200 197H201V198H200ZM7 198H9L10 200L8 199V201H7V200H6ZM43 198H46V201H45V199H43ZM74 198H73V199H74ZM79 198H81V199H79ZM117 198H118V199H117ZM4 199L6 200V203H7V204H6L5 202H4V204H3V201H5ZM25 199H26V198H25ZM192 199H191V200H192ZM201 199H202V200H201ZM215 199H217V200H215ZM236 199H237V200H236ZM248 199H249V198H248ZM42 200H43V201H42ZM47 200L49 201V203H48ZM181 200H183L184 203L186 202L185 204L189 205V210L184 209V205H185V204H184ZM203 200H204V201H203ZM224 200H228L229 202H226V201H224ZM238 200H239V201H238ZM240 200H241V201H240ZM244 200H245L246 202H248V203H245V202H244V205H243V204H241V202L244 201ZM25 201H26V200H25ZM25 201H24V204H25V203H28L27 201H26V202H25ZM40 201H41V202H40ZM69 201H70V202H69ZM120 201H121V205H120V203H119ZM212 201L214 202V203H213L214 205L211 204ZM235 201H236V203H234ZM57 202H58V201H56V204H57ZM181 202H182L183 206L180 205ZM239 202H240V205L238 204ZM260 202H261V200H260ZM262 202H264V201H262ZM262 202H261V203H262ZM17 203H16V202L13 203V204H16V205H14V206H18ZM58 203H59V202H58ZM126 203H127V204H126ZM193 203H194V205H195V203H196V205L198 204V205H197L198 211H199V207H198V206L201 207L200 210L202 209L203 212L205 211V212H204V213H205L204 215H203V212H202V211H201V212H200V211L198 212V214H199V213H202V214H201V216L203 215L202 217L200 216V214H199V216H196V217H199V218L201 217V218H200L201 220H200L199 218L196 219V217H194V214L196 215V213H197V212H196L197 209H196V208L193 209V206H191V204H193ZM225 203H226V204H227V203H229V204L231 203V205H229V208L227 207L228 205L226 206ZM232 203L237 204L238 206L235 205V206H237V207H235L234 204H232ZM242 203H243V202H242ZM250 203H252V206L250 205ZM2 204H3V206H2ZM8 204H9V205H8ZM75 204L78 205V203H75ZM75 204H74V205H75ZM177 204H178L179 206H177ZM220 204H223V206H222V205H221V206L224 207V210H222L223 212H221V213L219 212V215L221 214V217L219 216V217L217 218V214H218V211H219V210H218V209H219L218 206H220ZM248 204L250 205V207L247 206ZM69 205H68V206H69ZM80 205H81V204H80ZM122 205H123V206L125 205L124 208H123ZM127 205H128V207H130L131 210H129V208L127 207ZM130 205H131V204H130ZM187 205H185V206H187ZM216 205H217V207H215ZM224 205H225V206H224ZM245 205H246V207H247V208H246L247 210L244 209ZM157 206H158V207H157ZM190 206H191V207H190ZM212 206H213L214 208H213ZM221 206H220V208L223 209ZM241 206H244V207H242V208H243V210H245V211L241 210V212L239 211V213H238V210L240 209L239 207H241ZM255 206H256V205H255ZM260 206H262V207H260ZM1 207H2V208H1ZM9 207H8V208H9ZM20 207H21V209H23V210H24L25 207H26V209L24 210V211H26V212L22 211V210L20 209ZM32 207H33V206H32ZM76 207H79V205L76 206ZM80 207H79V208H80ZM121 207H122V208H121ZM181 207L184 209V211L182 212V215H183V213H185V211H186V213H187V214H186L187 216L183 215V216L185 217L184 219H183V217H182V215H181V209H182ZM194 207H195V206H194ZM210 207H212V208H211L212 210L210 209ZM226 207H227L229 213L233 212V213H231V215L227 212ZM253 207H254V209L257 210V211H253V213L255 212V214L252 215V210H254V209H252ZM259 207H260V208H259ZM127 208H128V209H127ZM159 208L161 209L160 211H159ZM185 208L188 209V207H185ZM191 208H192L193 210H195V213H194L193 210H190ZM216 208H217V209H216ZM230 208H231V209L234 208V211H233V209H232V211H231ZM235 208H237V209H235ZM238 208H239V209H238ZM242 208H241V209H242ZM249 208H250V209H249ZM14 209H13V210H14ZM57 209H56V210H57ZM126 209L128 210L127 215H129V216L127 217V219H128V221L131 222L130 225L128 224L129 222H127V219H126V220H123V219L126 218V217L124 218V216H127V215H125L126 213L124 214V212H121V210L126 212V211H127ZM163 209H165V207H164ZM183 209H182V210H183ZM229 209H230V211H229ZM13 210H11V212H12ZM16 210H18V209H15L13 212L15 213ZM20 210L23 212V214L25 213V215H26V214L29 215V213H32L33 215H31L32 217H30V215H29L28 217H27V215L24 216V215L21 213ZM209 210H211V211H209ZM213 210L215 211V213H214L215 215H212V214L210 215L209 212H210V213H211V212H214ZM217 210H218V211H217ZM33 211H34V212H33ZM41 211H42V210H41ZM59 211H60V210H58V212H59ZM117 211H120V212L117 214ZM129 211H130V212H129ZM168 211L171 212L170 214H172L173 216H172V215L169 216L170 214L167 213ZM187 211H188V212H187ZM190 211H192V212H190ZM236 211H237V212H236ZM242 211H243V213L245 212L246 214H245V213L243 214ZM246 211H248L249 213L247 214ZM28 212H29V213H28ZM53 212H54V211H53ZM76 212H77V214H78L79 216L76 215ZM78 212H80V213H78ZM81 212H82V213H81ZM148 212H149V211H148ZM148 212H147V213H148ZM174 212H175V213H174ZM189 212H190V213H189ZM206 212H207V213H206ZM226 212H227V213H226ZM14 213H11V214H13V215L15 216ZM16 213H18V211H16ZM72 213H73V214H72ZM129 213L132 214V215H134V217H135V215L138 217V219H137V217L134 218L135 221H136V223H134V219H132V218L130 219V217H132V215H130ZM178 213H179V211H178ZM192 213H194V214H192ZM222 213H224V214H222ZM234 213H235V214H234ZM236 213H237V216H238L237 218H239V219L236 218V219H237L236 221H237V224H238L237 227L240 226V230H239L240 232L238 231L239 228H238L237 230L234 229V228H236V225H235L236 222L234 221L235 219L233 220V218H235ZM35 214H36V215H35ZM43 214H45V215H43ZM74 214H75L76 216H75ZM120 214H123L124 216H123V215H120ZM150 214H151V215H150ZM158 214H159V215H158ZM174 214L177 215V216H175ZM189 214L192 215V217H191ZM207 214L210 215V216H214V217L216 216V217L213 218L212 220H210L211 218H208V215H207ZM227 214H229L230 217L227 216L228 219H225V220H226V221H225L223 218H224V217L227 218V217H226ZM241 214H243V215H241ZM250 214H251L252 216H251ZM13 215H12V216H13ZM163 215L166 216V218H165ZM188 215L190 216V218H189ZM222 215H223L224 217H223ZM233 215H234V217H233ZM239 215H241V216H239ZM247 215H248V218H247V220H244L245 223H243V224H244V227H243L241 223L244 222V221H242V220L245 219V216H247ZM249 215H250V216H249ZM61 216H60V218H61ZM72 216H73V217H72ZM116 216H117V217L119 216V218H117ZM120 216H121V217H120ZM153 216H154V217H153ZM157 216H158V217H157ZM160 216H161V217H164V218H165V221H163L164 218H160ZM178 216H180V217H179L180 219H178ZM1 217H0V219H1ZM26 217H27V219H26ZM58 217H59V216H58ZM169 217H171L170 220H169L170 223L168 222V219H167V218H169ZM173 217H174L175 219L177 218V220H174ZM181 217H182V219H183L184 221L181 219ZM186 217H187V218H186ZM193 217H194V218H193ZM222 217H223V218H222ZM231 217H233V218H231ZM252 217H253V218H252ZM33 218H34V217H33ZM114 218L117 219V220L120 219L119 221L115 220V221H117V223H115V221H114L113 224H115L116 227H114V225L110 223V222H112V220H113ZM154 218H155V219L160 218V220L162 219V221L158 222L159 220H156L157 222L155 221L156 223H155V225H154V222L152 221V220H154ZM219 218H221V219H219ZM10 219H13V217H12V218L10 217ZM35 219H32V222H33V220H35ZM38 219H39V218H38ZM41 219H39V220H41ZM54 219L61 220V222H62V224H64V226H62V224H60V221H58V220L55 221ZM76 219H77V220H76ZM121 219H122L123 221H121ZM136 219H137V220H136ZM172 219H173V220H172ZM185 219H186V220H185ZM192 219H193V220H192ZM206 219H207V220L209 219L210 221H212V223H210L209 221L207 222ZM217 219H218V220H217ZM241 219H242V220H241ZM250 219H251V220H250ZM7 220H9V218H8ZM39 220H38L37 222H35V221H36V220H35L34 223H36V225H38L37 223H39ZM43 220H41L42 223H40V224H41V225H40L41 227L44 226V225H43ZM78 220H79V221H78ZM131 220H132V221H131ZM179 220H182L183 223H182V221H180L181 223L178 224L179 227L176 225V227H177V228H176V227H175V224H177V223H178L177 221H179ZM215 220H216L217 222H218L219 220H221L220 223H221V224L223 223L221 227H223V225H225V226H224L223 228H221V227H220V223H217L219 226L216 225V224H214V223H216ZM240 220H241L242 222H241ZM249 220H250V221H249ZM47 221H48V222H47ZM125 221L127 222V224H128L129 227L131 226L130 228H131L132 232H131V230L127 232V230L130 229L128 226H127V227L124 226L125 229L128 228V229H126V231H125L124 227H123L122 229L118 228V227L120 226L119 224H122L121 222L126 223ZM173 221H174V222L176 221L175 224L173 223V224H174V227H173V225L171 224V222H173ZM200 221H201V222H200ZM214 221H215V222H214ZM222 221H225V223L222 222ZM238 221H239V222H238ZM2 222H3V221H2ZM6 222H7V221H6ZM50 222H51V221H50ZM56 222H57V223H56ZM138 222H139V223H138ZM162 222H163V223H162ZM164 222H166V223H164ZM203 222H205V223L203 224ZM234 222H235V223H234ZM0 223H1V221H0ZM47 223H48V224H47ZM118 223H119V224H118ZM132 223H133L134 225H131ZM137 223H138V224H137ZM151 223H153V224H151ZM157 223H158V224H157ZM168 223H169V224H168ZM208 223H209V224H208ZM231 223H232V224H231ZM239 223H240L241 225H239ZM23 224H26V223L24 222ZM28 224H29V223H27L26 225H28ZM32 224H33V223H32ZM32 224H31V223L29 224V227H30V228H31V225H32ZM110 224H111V225H110ZM127 224H126V225H127ZM213 224L215 225V230H219V232H220V231H222V229H223V231H222V232H223V233H222L223 235H224V232L228 229V231L225 232V235H224V236H226L225 238H223L224 236L221 235V232H220V235H219V234H218V233H219L218 231H216L217 233H216L215 231H213V230H214V226H213ZM227 224H228V226H227ZM256 224H257V222H256ZM2 225H3V223H2L1 226H0V228L2 227L1 229H3V227H4V226H2ZM33 225H35V224H33ZM33 225H32V226H33ZM123 225H125V224H123ZM135 225H136V226H135ZM151 225H152V226H151ZM201 225H202V226H201ZM232 225H233V226H232ZM40 226H39V227H40ZM55 226L52 227V228H53L56 232H59V233H60L61 230L58 231V230H59V229H58V226L56 227L57 229H55ZM110 226H111V227H110ZM117 226H118V227H117ZM134 226H135V227H134ZM231 226H232V227H231ZM241 226H242L243 228H241ZM248 226H250V227H248ZM37 227H38V226H37ZM50 227H49V228H50ZM113 227L115 228V231H117V233H115L114 230H112L111 233H109V231H110ZM205 227H206L207 229H206ZM211 227H213V230H212V231L215 232V233L213 234V233L211 232V233H212L211 236H208V235H210ZM219 227H220L221 229H220ZM246 227H247V228H246ZM35 228H36V226H35ZM66 228H67V229H66ZM72 228H73V229L75 228V229L73 230ZM108 228H109V229H108ZM110 228H111V229H110ZM114 228H113V229H114ZM173 228H174L175 231H173ZM1 229H0V230H1ZM36 229L39 230V228H36ZM50 229H51V228H50ZM53 229H52V231L55 232ZM69 229H70V230H69ZM107 229H108L109 231H107ZM117 229H118V230L120 229V230H123V231H118ZM134 229H135V230H134ZM146 229H147V230H146ZM149 229H150V230H149ZM224 229H225V231H224ZM233 229L235 230V233H232V232L234 231ZM245 229H246V230L249 229L248 231H250L251 229H252V230H251L250 232L247 231L248 233H246V234L244 235V232H246ZM254 229H255V230H254ZM67 230H69V231H67ZM76 230H77V231H76ZM177 230H178V231H177ZM204 230H205V231H204ZM206 230H207V231H206ZM242 230H244V231H242ZM256 230H258L257 233H256V235L259 234V235H258V239H257V236H256V238H255V237L253 238V236H254V234H255V233L253 234V232L256 231ZM105 231L108 233V235H104L105 233H103V232H105ZM124 231H125V233L127 232L126 234H127L128 236H127L125 233H123ZM149 231H150V232H149ZM237 231H238L240 234H241V231H242V232H243L242 234H243V236H245V237L243 238V237H242V234L240 235L241 237H239ZM252 231H253V232H252ZM259 231H261L262 233L260 232V233H261V234H260ZM62 232H61V233H62ZM68 232H71V234L69 233V235H68ZM119 232H122V233H120V234H123V236L120 235V234L118 235ZM204 232H206V235H205L206 237L204 236V237L207 239L206 241H205V240H201L202 237H203L202 235L205 234ZM107 233H106V234H107ZM128 233H130V234H128ZM203 233H204V234H203ZM236 233H237V234H236ZM110 234H111V235H110ZM112 234H115V236H113ZM124 234H125V235H124ZM217 234L219 235V237H218ZM233 234H234V235L236 234V236L233 237ZM250 234H253V236H252V235L250 236ZM67 235H68V236H67ZM117 235L119 236V238H121L120 236H122L123 238H121V239L119 240V238H118ZM146 235H147V236H146ZM215 235L218 237V239H216L217 237H215ZM80 236H81V237H80ZM101 236H102V237H101ZM104 236H105V237H104ZM116 236H117V237H116ZM140 236H141V238H143L142 240H141ZM142 236H144V237H142ZM149 236L151 237L153 243L151 242V239H150ZM212 236L215 237V239H214ZM237 236H238V237H237ZM249 236L251 237V240H249V239H250ZM259 236H261V237H259ZM146 237H147V238H146ZM204 237H203V239H205ZM208 237H210V239H208ZM211 237H212L214 240H213ZM221 237H222V238H221ZM235 237H237L238 239L240 238L239 241H240L241 239H244V240H245V243H247V244H246V245L242 244V242H243L244 240H243V241L241 240V244H242V245L239 244L238 246H236V249H237V250H240V252H239V251L236 252V250L233 249V248H232V249H233L234 251H233V252H232V251L229 252L230 250H232V249H229V248H230L229 246H230L231 244H233L234 241H235L236 245H237L238 242H239V241H238V242L236 241V238H235ZM248 237H249V239H248ZM79 238H80V239H79ZM144 238H146L145 240H146L147 242H149V240H150L149 243H147L146 241L144 242V243H146V245H147L149 248H143V249H142V247H144V246L141 245V244L143 243L142 241H144ZM229 238H232V241H231V239H229ZM233 238H234L235 240H234ZM252 238H253V239H252ZM259 238H260V240H259ZM129 239H130V240H129ZM147 239H148V240H147ZM196 239H200L201 241H204L203 243H201V241L199 242V241L197 240V243H196V244H198V247H199V248H198V247L196 248V247H195L196 244H195V245L193 244V242H196ZM220 239H221V242H218V240H220ZM223 239H224V240H223ZM238 239H237V240H238ZM246 239H248L249 241L247 240V242H246ZM216 240H217V241H216ZM227 240H229L228 243L226 242ZM233 240H234V241H233ZM81 241H80V242H81ZM132 241H133V242H132ZM212 241H214V242H215V241L218 242V246H217V243H216V242H215V243H216V244H215L214 242L212 243ZM222 241H223V242H222ZM262 241H264V238L262 239ZM77 242H74L75 245H78L79 248L85 250V248H86L87 246H86L85 248H83L84 246L82 245L83 247H81V246H80L81 243L79 244V243H77ZM115 242H116V244H115ZM198 242H199V243H198ZM210 242H211L212 244H211ZM257 242H258V243H257ZM76 243H77V244H76ZM85 243H86V244H85ZM113 243H114L115 245H114ZM118 243H119V244H118ZM151 243H152V244H151ZM200 243H201L202 248H200L201 246H199ZM206 243H207V244H206ZM208 243H210V244H208ZM243 243H244V242H243ZM261 243H263V242H261ZM128 244H129V245H128ZM149 244H150V246H149ZM187 244H188V245H187ZM190 244H191V247L189 246ZM192 244H193L194 246H193ZM205 244H206V245H205ZM213 244H214V245H213ZM73 245H74V244H73ZM75 245H74V246H75ZM112 245H113V246H112ZM125 245H126V246H125ZM140 245H141L142 247H141ZM146 245H145V246H146ZM208 245H210L209 248H208ZM211 245H213V246H211ZM243 245H244V246H243ZM124 246H125V247H124ZM183 246H184V247H183ZM188 246H189V247H188ZM192 246H193V247H192ZM239 246H241L240 249H238ZM75 247H76V246H75ZM138 247H139V248H138ZM154 247H155V248H154ZM182 247H183L185 250H186L187 247H188V249L196 248L195 250L190 251V252H191V253H190L191 256H192V257L194 256L193 259L191 258V256H188V257H187L186 254L190 255L188 249H187L188 251H186V252H188V253H185V255H184V253L182 254V253L180 252L181 249H182ZM237 247H238V248H237ZM242 247H243V253H244V251H245V252L249 251V252L243 254V258H241V256H242V254H241V253H242ZM244 247H245V249H244ZM77 248H78V247H77ZM88 248H86V249H88ZM137 248H138V250H137ZM140 248H141V249H140ZM108 249H110V248H108ZM114 249H115V248H114ZM117 249H116V251H117ZM119 249H120V250H119ZM151 249H152V247H151ZM157 249H158V250H157ZM227 249H228V250H227ZM104 250H103V255H104L105 258H106V256H107V259H108V254H106V253H109V252H105ZM141 250H142V251H141ZM107 251H108V250H107ZM137 251H138V252H137ZM178 251H179V254L181 255V256L179 255V259H180V257L183 258V259H180V260L177 259V257H178ZM210 251H211L212 253H210ZM97 252H96V253H97ZM104 252H105L106 255L104 254ZM140 252H143L144 254L141 253L142 255L139 254L140 256H137L138 254L136 255V253H140ZM182 252H183V250H182ZM195 252H197V253L195 254ZM250 252H251V253H250ZM152 253H151L150 255H152ZM219 253H222V255H221L222 257L220 256V257H221V260H220V257L218 258V256L220 255ZM230 253H233V254H230ZM237 253H238V254L240 253L239 255H241V256L237 255ZM109 254H110V253H109ZM169 254H171V255H169ZM175 254H176V255H175ZM193 254H194V255H193ZM201 254H202V255H201ZM213 254H215L216 256L213 255ZM217 254H218V255H217ZM257 254L259 255V258H258V255H257ZM183 255L186 257V259L189 258L190 260H189V261L187 260V261H188V262H187V261L184 259L185 257H183ZM260 255H261V256H260ZM159 256H160V257H159ZM176 256H177V257H176ZM214 256L216 257V258H215L216 260L213 259ZM235 256H236V257H235ZM111 257H109V258L112 259ZM148 257H151L150 260H149ZM165 257H163V258H165ZM260 257H261V258H260ZM152 258H153V260H151ZM154 258H155V259H154ZM203 258H205L204 255H203ZM250 258L252 259L253 257H250ZM250 258H249V261H250ZM254 258L251 260L252 262H253V260H255ZM257 258H258L259 260H258ZM138 259H137L136 261H138ZM165 259H166V258H165ZM165 259H164V262H166ZM170 259H171V260H170ZM191 259H192V260H191ZM205 259H206V258H205ZM217 259H218V261H217ZM115 260H116V261H115ZM126 260H127V261H126ZM177 260H178V261H177ZM199 260H200V261H199ZM219 260H220V262H219ZM223 260H224V261H223ZM256 260H255V261H256ZM263 260H264V259H263ZM133 261H134V260H132V262H133ZM136 261H135L133 264H138ZM215 261H216V262H215ZM236 261H237V260H236ZM243 261H242V262H243ZM249 261H248V263H249ZM251 261H250V262H251ZM111 262H110V264H111ZM138 262H139V261H138ZM155 262H154V264H155ZM159 262H158V264H165V263L163 262V259H162L161 263H159ZM192 262H193V261H192ZM192 262H190V264H196V263H194V262L192 263ZM207 262H208V263H207ZM232 262H231V263H232ZM237 262H238V261H237ZM242 262H239V263L244 264V263H242ZM149 263H148V264H149ZM166 263L168 264V262H166ZM171 263H170V264H171ZM175 263H174V264H175ZM183 263H182V264H183ZM198 263H197V264H198ZM203 263H202V264H203ZM228 263H227V264H228ZM234 263L236 264V262H234ZM239 263H237V264H239ZM248 263H246V264H248ZM253 263H255V262H253ZM253 263H249V264H253ZM127 264H129V263H127ZM156 264H157V262H156ZM172 264H173V263H172ZM176 264H177V263H176ZM225 264H226V263H225ZM229 264H230V263H229ZM256 264H258V263H256Z\"/></svg>",
  "mask_w": 264,
  "mask_h": 264
}]
</instances>
